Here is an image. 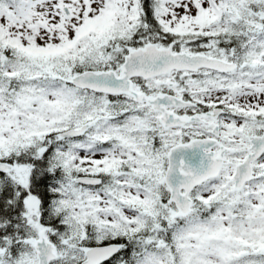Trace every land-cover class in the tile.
I'll use <instances>...</instances> for the list:
<instances>
[{"label": "snow or ice", "instance_id": "obj_1", "mask_svg": "<svg viewBox=\"0 0 264 264\" xmlns=\"http://www.w3.org/2000/svg\"><path fill=\"white\" fill-rule=\"evenodd\" d=\"M0 264H264V0H0Z\"/></svg>", "mask_w": 264, "mask_h": 264}]
</instances>
